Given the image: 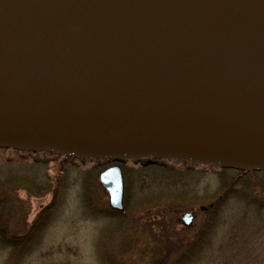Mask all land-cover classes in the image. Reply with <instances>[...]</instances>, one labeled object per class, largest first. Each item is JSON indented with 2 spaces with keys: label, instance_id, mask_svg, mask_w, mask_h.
<instances>
[{
  "label": "water",
  "instance_id": "water-1",
  "mask_svg": "<svg viewBox=\"0 0 264 264\" xmlns=\"http://www.w3.org/2000/svg\"><path fill=\"white\" fill-rule=\"evenodd\" d=\"M0 149L264 171V0H0Z\"/></svg>",
  "mask_w": 264,
  "mask_h": 264
},
{
  "label": "rangeland",
  "instance_id": "rangeland-1",
  "mask_svg": "<svg viewBox=\"0 0 264 264\" xmlns=\"http://www.w3.org/2000/svg\"><path fill=\"white\" fill-rule=\"evenodd\" d=\"M42 159L33 163L16 152L0 151V178L18 177L50 188L37 197L18 191L27 228L44 212L34 230L17 233L11 242L0 240V264H264V256L256 258L249 244L227 249V231L233 236L244 211L253 203L264 208L262 173L245 175L170 160L145 166L125 162L120 167L126 181L127 209L113 216L107 212L106 195L97 181L103 161L61 166L57 159ZM223 183L231 184L215 203L210 221L204 223L206 217L197 215L193 225L182 231L181 213L195 211L189 206L213 202ZM178 198L184 208L174 213L179 215L171 230L166 225L165 233L173 232L172 238L181 236L183 244L177 240L173 245L179 248L167 250L169 243L159 232L166 216L157 225L160 221L152 206ZM12 219L11 224L18 222ZM237 248L247 254L238 258L240 263L233 260L235 252L236 257L241 255Z\"/></svg>",
  "mask_w": 264,
  "mask_h": 264
},
{
  "label": "trees",
  "instance_id": "trees-1",
  "mask_svg": "<svg viewBox=\"0 0 264 264\" xmlns=\"http://www.w3.org/2000/svg\"><path fill=\"white\" fill-rule=\"evenodd\" d=\"M239 173L247 175L254 174L255 172ZM230 184L228 186L225 183L221 185L219 193L213 202L199 203L189 207H192L193 210H195V212L197 213L196 215H203L204 217H206L204 223H208V221H210L209 217L217 207L215 203L220 201L227 194ZM18 191H24L28 197H37L38 195L42 196L47 192H50V188L49 186L48 188H45L44 184L38 185L33 182L30 184V182L26 181L25 179H21L18 177L5 176L4 178H0V240L2 239V241L7 240V242H11L12 239H15L17 237V233L23 231L26 233L37 228L38 224L36 223L38 222L39 217H41L42 213L44 212V210L41 211L34 218L33 223L30 224L27 228V226L25 225V218L23 219L22 216L23 202L21 199L18 198ZM54 193L55 191H53V194ZM124 194H127L125 190ZM167 200L168 201L156 204L152 207H154L157 213L154 215L160 217L162 212L166 216L165 223L162 225V228L159 232L163 235L165 241L169 243L166 249L171 250L172 248H179L174 247L173 243L179 240V245H182L183 238L179 235H175L172 238L173 232H169L167 230L165 233L166 225H168L167 227L169 229L173 227L174 220L176 216L179 215H176L174 213L183 209L184 203L179 198ZM247 210V212L244 211V213L239 217L240 223H236V226L234 228L235 233L233 234V236H230V231H227V249L229 247H233L234 249V247L236 246L245 248L242 246L249 244L250 248L255 249L250 252H256V258H259V255L264 256V208H261L259 204L253 203L251 206L248 207ZM19 215L21 217H19ZM13 216L18 221L14 225L11 224L13 223ZM160 224L161 221L157 223V225ZM186 230L187 228L182 229V231ZM210 238L212 239V237ZM241 248H237V253H240V256L236 257V252L233 254V260H235V262L238 258H246L247 256L246 250H242ZM241 261L242 259H238L237 263H240Z\"/></svg>",
  "mask_w": 264,
  "mask_h": 264
},
{
  "label": "flooded vegetation",
  "instance_id": "flooded-vegetation-1",
  "mask_svg": "<svg viewBox=\"0 0 264 264\" xmlns=\"http://www.w3.org/2000/svg\"><path fill=\"white\" fill-rule=\"evenodd\" d=\"M22 157H24V158H26L27 156H31V158L34 160V161H39V162H41V160H43L42 158H44V159H46V158H52V159H55V158H58V157H56V156H54V155H52V156H48L47 155V153H30V152H24V155H21ZM54 156V157H53ZM71 164L72 163H74V160H71L70 159V161H69ZM123 204H125V202H123ZM124 207H125V205H124ZM154 217L156 218V219H159L158 221H161L160 219L161 218H164L165 217V215L161 212V217L160 218H158V216L157 215H154Z\"/></svg>",
  "mask_w": 264,
  "mask_h": 264
},
{
  "label": "bare ground",
  "instance_id": "bare-ground-1",
  "mask_svg": "<svg viewBox=\"0 0 264 264\" xmlns=\"http://www.w3.org/2000/svg\"><path fill=\"white\" fill-rule=\"evenodd\" d=\"M102 132V130L100 131L99 129H89V130H84L82 131L80 134H81V138L85 139V140H91V139H94L95 137H98V135H100ZM48 156H52L53 154L50 153L48 154ZM251 172H255V174H257L256 171H251Z\"/></svg>",
  "mask_w": 264,
  "mask_h": 264
}]
</instances>
